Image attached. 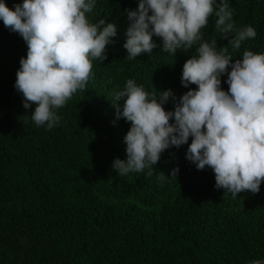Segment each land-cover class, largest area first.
I'll use <instances>...</instances> for the list:
<instances>
[{"label":"trees","instance_id":"trees-1","mask_svg":"<svg viewBox=\"0 0 264 264\" xmlns=\"http://www.w3.org/2000/svg\"><path fill=\"white\" fill-rule=\"evenodd\" d=\"M14 10L23 0H0ZM236 26L251 25L257 36L244 50L264 52V0H228ZM219 3V0H217ZM138 0H97L92 22L114 23L117 35L104 61H93L86 92L58 110L60 123L47 130L30 118L15 89L23 38L0 21V264H248L264 260V183L258 194L237 197L215 188L210 168L186 159L188 145L166 150L150 169L118 175L125 160L130 123L117 118L114 90L133 79L145 90H171L178 99L195 85L181 84L184 63L198 45L174 57L162 52L127 59L126 10ZM214 15L203 30L218 50L228 44L214 31ZM234 62V61H233ZM230 71V69H229ZM227 75L221 77L228 90ZM154 88V89H153ZM174 110L170 98L164 105ZM189 144L191 138H189ZM179 168L176 179L173 169ZM163 173L168 180L158 179Z\"/></svg>","mask_w":264,"mask_h":264},{"label":"clouds","instance_id":"clouds-1","mask_svg":"<svg viewBox=\"0 0 264 264\" xmlns=\"http://www.w3.org/2000/svg\"><path fill=\"white\" fill-rule=\"evenodd\" d=\"M96 4L97 0H23L12 10L0 2V21L27 45L14 87L26 110L36 105L25 119L37 127L50 131L57 126L58 110L78 92H86L93 61L107 59L105 51L114 43L117 28L104 19L90 20ZM126 11V58L152 53L157 47L153 37L172 57L198 45L181 76L184 88H196L178 101L171 90L149 92L133 79L114 90L117 118L130 123V129L124 137L127 159H115L113 169L125 176L148 168L151 175L166 150L188 145L186 159L197 170L210 168L217 190L234 198L244 192L258 194L264 183V52L244 50L242 58L233 59L229 51L230 46L238 52L244 41L254 39L255 28L236 26L228 0H138L136 10ZM213 15L214 31L228 40L219 50L217 40L209 42L203 33ZM224 75L227 91L221 87ZM170 98L174 110L166 111ZM178 172L173 169L171 178ZM158 179L169 178L160 173Z\"/></svg>","mask_w":264,"mask_h":264},{"label":"water","instance_id":"water-1","mask_svg":"<svg viewBox=\"0 0 264 264\" xmlns=\"http://www.w3.org/2000/svg\"><path fill=\"white\" fill-rule=\"evenodd\" d=\"M248 264H251V263H248Z\"/></svg>","mask_w":264,"mask_h":264}]
</instances>
